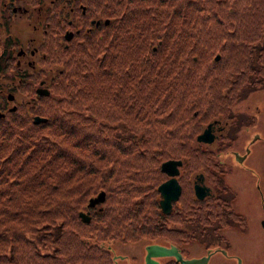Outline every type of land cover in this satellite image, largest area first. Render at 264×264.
I'll return each mask as SVG.
<instances>
[{"label": "trees", "instance_id": "1", "mask_svg": "<svg viewBox=\"0 0 264 264\" xmlns=\"http://www.w3.org/2000/svg\"><path fill=\"white\" fill-rule=\"evenodd\" d=\"M101 1L108 23L59 52L44 42L32 75L0 60L29 98L0 118V264H116L112 242L190 240L162 224L159 164L198 154L199 114L264 84V0Z\"/></svg>", "mask_w": 264, "mask_h": 264}, {"label": "flooded vegetation", "instance_id": "2", "mask_svg": "<svg viewBox=\"0 0 264 264\" xmlns=\"http://www.w3.org/2000/svg\"><path fill=\"white\" fill-rule=\"evenodd\" d=\"M101 2L104 1L1 0V62L12 64L17 82L23 75H32V72L40 69L39 61L44 53L39 51V46L44 42L51 45L54 53L59 52L68 44L82 40V36L91 35L95 28H99L105 19L99 14ZM19 19V23L30 24L31 33L17 26ZM24 32L30 36L20 40L16 34L21 35ZM24 41L27 43L21 44ZM44 79L45 76H42L33 86L34 94L37 86H45ZM10 83L12 84L6 85L7 90L0 95V118L5 111H13L20 104L12 78ZM263 87L264 84L259 85L247 97L251 91L248 89L237 95L233 103H226L214 111L207 110L199 114L201 125L190 140V145L203 149L206 153L201 155L203 160L195 163L185 162L189 157H172L180 160L174 175L180 192L174 201H169L170 210L163 214L162 224L166 227H187L192 221L202 227L199 226L196 232L193 231L194 236L190 240L178 245L168 238L165 241L157 239L147 243L162 246L172 244L183 258L191 257L188 254L189 246L195 243L203 250L201 254L208 257L206 262L214 255L219 259L217 264H264V151H257V145L264 143V114L261 113L264 110L262 105H258L261 99L256 100ZM9 95L12 99H9ZM24 101L29 104L28 97ZM193 114L197 113L193 111ZM205 128L211 139L198 140L196 136ZM164 160L166 159L161 161ZM159 170L162 175L160 184L167 175ZM185 187L189 191L188 196L182 195ZM159 196L157 193V199ZM188 205L191 220L184 219L187 218L184 212ZM170 214H178L181 218ZM175 217L177 220L173 221ZM207 225H211L214 230L210 240H206L207 237L202 234L197 237L195 234ZM232 235L236 238L235 247H243L244 253L231 251L234 247L230 242ZM207 243L212 244L207 246ZM154 258L159 264L172 260L170 256L161 261ZM130 259L135 260L133 257Z\"/></svg>", "mask_w": 264, "mask_h": 264}, {"label": "rangeland", "instance_id": "3", "mask_svg": "<svg viewBox=\"0 0 264 264\" xmlns=\"http://www.w3.org/2000/svg\"><path fill=\"white\" fill-rule=\"evenodd\" d=\"M20 18H22V17H20ZM19 21H20V19L17 20V22H16V24H18L17 26L19 28L21 27V29L29 30V32L31 33V31H30L31 28L29 27L30 24H26L25 22L24 23H21V22L19 23ZM14 28H16V26H14ZM42 34H43V32H42ZM16 36L21 40L25 36H30V34H26L24 32L21 35L20 34H16ZM26 43L27 42L24 41L21 44H26ZM51 65L49 66V64L46 63L45 66H44L45 72H47V74H48L47 76L52 75L51 73H54L53 71L56 69L55 65H52V66ZM13 68H11V70ZM6 70L8 72L9 68H6ZM11 78H14L13 74H9L8 73V74H1L0 75V95L2 94V92L7 90L6 85H11L12 84V83H10ZM13 83L15 85L18 84L17 82H13ZM26 85H27V88H28L29 87V83H27ZM258 88L259 87H257V88L248 87L247 89L244 88V89L240 90L238 95H241L245 91H248V89H251V91H249L248 94L246 95L248 97L250 94H253L252 90L254 91V90L258 89ZM16 89H15V91L18 93L16 95V97H18L20 102H24V99H26L28 97V96H26V94L28 93V90H26V88H24L23 91L16 90ZM263 89H264V87L260 90L261 93L258 96V98H256V100L258 101V99L259 100L261 99L260 101H258V103H259L258 105H262L263 110H264V91H262ZM13 91L14 90H11V92H13ZM233 102H234V100H232L231 102H228V103H233ZM261 113L264 114L263 112H261ZM257 151H258V153H261L262 151H264V143H262V144L260 143V144L257 145ZM197 153L198 154H195V155L190 154L188 156L189 157L188 158V162L190 161L189 163H191V162H194V163L195 162H200L201 160H203L201 158L202 157L201 155L206 153V151H203V149H201V150H198ZM183 190H187L186 187ZM182 193H184V192H182ZM188 194H189V192H188ZM188 194H186V196H188ZM189 216L191 217V215H189ZM199 226H201V225L200 224H194L192 221H190V224H189V226H187V228H191L193 231L195 230V232H196V230L198 229ZM212 226H214V225H212ZM223 231L224 230H222V232ZM200 234L206 236L207 237V238H205L206 240H210L211 236L214 235V230L211 227V225L203 226V229L198 231V233L195 234V235L197 237H199ZM155 240H157V239H155ZM235 240H236L235 236L232 235L230 237V242L232 243V245L234 247L231 249V251L234 250V251H239V252H243L244 253V251L242 250L243 247H241L240 249L235 247V245H234ZM145 242H148V240H143L142 239V242L138 241V242H131V243L112 242L110 248L116 253V256H119V257L121 256L119 259H115L116 264H132V263L136 264L137 262H139L137 264H140L142 262V260H141L142 256L141 255L144 253V249H143L142 244L145 243ZM210 244H212V243H207L205 245L210 246ZM189 247L190 248H189V253L188 254L191 257H198L199 255H201V256L204 255V253L201 254L203 250L201 248H199L195 243H191ZM131 257H133L135 260L130 259ZM157 258L161 261V260H163L162 258H164V257H160V258L157 257ZM218 261H219L218 257H215L214 255H212L211 259H209L207 262L205 261V263H202V264H217ZM229 264H233V263L229 262Z\"/></svg>", "mask_w": 264, "mask_h": 264}, {"label": "water", "instance_id": "4", "mask_svg": "<svg viewBox=\"0 0 264 264\" xmlns=\"http://www.w3.org/2000/svg\"><path fill=\"white\" fill-rule=\"evenodd\" d=\"M104 23H106V20H104ZM218 55H215L214 58H217ZM35 91L37 94L40 95H46L47 89L42 87L35 88ZM9 99H12V97L9 95ZM10 110H13V107H10ZM2 115V114H0ZM32 123L36 124L37 122L45 121L46 119L44 117H41L37 114L31 117ZM198 140L201 141H207L211 139V136L209 133H207L206 128L201 132L198 133L196 136ZM180 164L179 159H166L164 161H161L159 169L161 171L163 170L167 178L162 183L158 184L156 186V192L159 193V198L157 200V203L159 205L160 212L162 214L168 213L170 210V203L169 201H174V199L179 194V185L177 183V180H175L174 175L177 173L176 166ZM201 196L200 194L198 195ZM104 194L102 191H97L95 193V196L89 197L86 202V206L94 207V205L97 202H101L103 200ZM78 217L82 222L88 221V212L85 211H78ZM144 254L142 257L143 262L141 264H158L157 259L154 257H165V256H171L175 262H178L179 264H202L205 263L207 260V256H199L196 257H188V258H182L180 256V253L177 250V247H174L172 244H169L167 246H162L159 244H145L144 247ZM112 257H115V255H112Z\"/></svg>", "mask_w": 264, "mask_h": 264}]
</instances>
